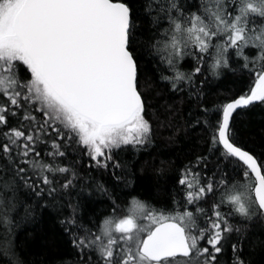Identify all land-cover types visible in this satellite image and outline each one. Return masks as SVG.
<instances>
[{"label": "snow or ice", "instance_id": "6c2138e0", "mask_svg": "<svg viewBox=\"0 0 264 264\" xmlns=\"http://www.w3.org/2000/svg\"><path fill=\"white\" fill-rule=\"evenodd\" d=\"M156 56L206 151L179 168L172 207L133 196L118 218L117 196L92 173L110 174L113 188L133 183L124 156L153 143L145 66ZM225 73L247 89L209 107L205 88ZM258 105L264 0H0V224L10 231L21 205L16 227L36 209L71 208L59 221L71 245L59 264H252L243 249L264 248L249 238L254 226L264 232V145L246 147L235 117ZM77 187L106 197L111 213L85 224L71 203ZM0 253L23 264L10 244Z\"/></svg>", "mask_w": 264, "mask_h": 264}, {"label": "trees", "instance_id": "16d2710c", "mask_svg": "<svg viewBox=\"0 0 264 264\" xmlns=\"http://www.w3.org/2000/svg\"><path fill=\"white\" fill-rule=\"evenodd\" d=\"M139 3V0H134ZM145 24L150 23L149 17H144ZM185 69L191 67V58L182 62ZM157 66L164 71L165 75L170 74L164 64L160 63L159 56L154 61H149L145 66L147 79L152 85L148 92L149 104L148 118L153 126V143L145 150L134 154L129 152L124 158L132 161V169L135 172L133 183L126 186L121 183L118 188H113L114 181L110 174L101 175L100 172L93 170L92 175L101 183H104L110 191H113L118 198V203L123 207L124 212L117 211V217H122L130 206L132 197H136L148 208L158 209L161 205L172 207L170 193L176 183L179 168L192 159L196 154L206 151L200 147L198 138L201 135L198 129L186 127L184 111H179L177 97L169 93L167 85L159 80ZM213 77L209 75V80ZM142 80V84H143ZM247 89V81H241L238 76L231 73L225 75L206 86V96L204 103L212 107L217 101L222 91L239 94L241 89ZM177 104V108L170 114L169 106ZM237 126L244 125L242 131L245 146L259 151L264 145V105L251 107L246 111H239L235 117ZM209 164V169L212 168ZM162 170V171H161ZM210 174V173H209ZM91 189L80 192L79 187L73 190L72 204H80L78 215L83 218L85 224L89 217L95 215L102 220L104 214L111 213V202L99 193L89 195ZM77 193L79 196L77 198ZM68 198L66 197L65 200ZM211 198L205 208L210 207ZM26 205H21L13 213V227L6 230L0 224V248L11 245L19 260L23 264H59L61 258H68L71 248L68 234L60 224V219L64 215H71L72 209L65 207L62 214H58L51 208L36 209L35 214L19 223L25 214ZM249 238L264 239V232L256 230L249 234ZM245 256H251L252 264H264V248H257L250 252L248 244L245 243L243 249ZM231 256L229 250L225 257ZM0 264H9L0 253Z\"/></svg>", "mask_w": 264, "mask_h": 264}, {"label": "rangeland", "instance_id": "374dc122", "mask_svg": "<svg viewBox=\"0 0 264 264\" xmlns=\"http://www.w3.org/2000/svg\"><path fill=\"white\" fill-rule=\"evenodd\" d=\"M131 207V205L128 207V209Z\"/></svg>", "mask_w": 264, "mask_h": 264}]
</instances>
